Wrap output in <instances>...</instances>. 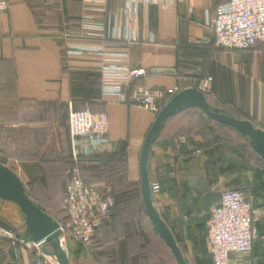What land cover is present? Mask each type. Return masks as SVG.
Wrapping results in <instances>:
<instances>
[{
	"label": "crops",
	"instance_id": "crops-1",
	"mask_svg": "<svg viewBox=\"0 0 264 264\" xmlns=\"http://www.w3.org/2000/svg\"><path fill=\"white\" fill-rule=\"evenodd\" d=\"M6 1L0 11V163L17 175L31 200L61 192L60 205L70 162L67 112L84 107L105 114L107 143L80 168L94 170L99 161L122 155V168L110 172L113 189L126 193L138 186L140 196L138 154L155 114L100 95V55L91 48L123 51L128 67L145 71L124 92L133 86L173 93L197 87L213 107L264 130V44L250 49L215 44L208 23L225 0L139 2L134 15L123 0ZM125 29L137 41L108 38ZM73 46L90 49L67 55ZM147 175L158 186L153 207L186 264H212L205 225L225 190L243 191L257 210L251 251L232 254L230 264H264V162L239 132L198 109L182 110L165 120L150 144ZM87 182L100 191L102 183ZM137 202L143 222L124 215L134 204L125 202L104 217L90 246L66 238L61 248L69 264H147V241L155 234L141 196ZM0 220L20 239L24 226L15 205L0 200ZM38 259L32 249L0 238V264Z\"/></svg>",
	"mask_w": 264,
	"mask_h": 264
},
{
	"label": "built area",
	"instance_id": "built-area-1",
	"mask_svg": "<svg viewBox=\"0 0 264 264\" xmlns=\"http://www.w3.org/2000/svg\"><path fill=\"white\" fill-rule=\"evenodd\" d=\"M102 1V0H95ZM130 15L136 12L139 2L159 4L162 0H123ZM166 3V2H165ZM6 0H0V11L7 8ZM213 31L214 42L226 49H250L256 43L264 44V0H225L216 7L215 16L208 23ZM109 39H120L130 43L137 41L132 29L122 33H109ZM90 49V48H88ZM83 46H73L66 50L67 55H79L85 50ZM100 55L97 65L98 87L102 96L116 98L146 111L156 114L164 100L173 95V89L128 87L133 80L144 74L140 68H130L126 64L123 51H105L101 47L91 48ZM207 77L206 81H210ZM67 136L69 160L63 173V190L60 208L63 223H58V242L63 246L66 238L84 246H90L95 231L101 226L104 217L114 205V195L109 186L100 191L83 184L77 161L98 153L106 145L107 119L103 113H92L86 107L67 112ZM195 155L199 154L196 150ZM158 186L150 184L151 194L157 192ZM257 210L240 190L221 192L217 206L206 220V237L212 264H230L232 254H247L251 251L252 241L256 237L255 227ZM0 238L18 242L26 249H38L40 244H33L19 239L11 229L0 227ZM49 264L45 259L33 263Z\"/></svg>",
	"mask_w": 264,
	"mask_h": 264
},
{
	"label": "water",
	"instance_id": "water-1",
	"mask_svg": "<svg viewBox=\"0 0 264 264\" xmlns=\"http://www.w3.org/2000/svg\"><path fill=\"white\" fill-rule=\"evenodd\" d=\"M189 107L199 108L213 120L232 127L245 137L253 151L264 162V130L256 128L246 120H238L227 112L214 108L197 87H188L171 95L155 114L147 129L138 154V174L141 201L147 221L152 231L168 249L175 264H186L169 230L156 213L152 204V194L147 175L148 150L158 135L165 120ZM0 200L15 205L22 218L24 230L21 240L33 244H47L50 251L45 255L53 258L56 264H69L65 252L58 242V223L41 211L24 192L23 184L15 173L0 163ZM0 227L11 229V226L0 220ZM14 231V230H13Z\"/></svg>",
	"mask_w": 264,
	"mask_h": 264
},
{
	"label": "rangeland",
	"instance_id": "rangeland-1",
	"mask_svg": "<svg viewBox=\"0 0 264 264\" xmlns=\"http://www.w3.org/2000/svg\"><path fill=\"white\" fill-rule=\"evenodd\" d=\"M245 142H247V141H245ZM99 163H100L99 167L102 169V172L105 171V167H107L105 160L99 161L98 164ZM95 179L98 180V178H95ZM133 189L134 190L128 191L126 193H120V192L115 191V200L116 201H115V205L111 209H113L116 206H121L125 202L134 203L132 206V209L128 210L129 214L124 213V215L138 217L140 219V221L143 222L142 219H143L144 215L141 213L142 209L139 208L140 205L138 207H136V205H135V202L138 203L137 201L140 200L138 186L136 188L133 187ZM62 190H63V187H62ZM60 196H61V192H53V193L47 194V195L41 194L39 197V200H37V202H38V204L44 206L45 211L49 215H51L53 218L60 219L62 217L61 208L59 205ZM111 209L106 214V216L110 215ZM140 225H141V223H140ZM145 229H146L145 231L147 234H151V231H150L149 226L146 223V221H145ZM153 238H155V239H153V240L149 239V241H147V247H146V249H147L146 250L147 251L146 257L148 260L147 264H174L173 261L171 260L170 256L168 255L167 250L163 247V245L158 243L155 236H153ZM147 240H148V238H147ZM154 240H156V241H154ZM33 251L38 254L39 259H45V260H47V262H49V264H56L54 262L53 258L44 254V252L50 251V248L47 244H45V243L41 244L40 247H38V249H33ZM154 256L156 259H154L152 261V263H149V260H151Z\"/></svg>",
	"mask_w": 264,
	"mask_h": 264
},
{
	"label": "trees",
	"instance_id": "trees-1",
	"mask_svg": "<svg viewBox=\"0 0 264 264\" xmlns=\"http://www.w3.org/2000/svg\"><path fill=\"white\" fill-rule=\"evenodd\" d=\"M166 100H164V102H165ZM189 108H195V109H198V110H200L199 108H197V107H189ZM215 108V107H214ZM80 109H82V108H80ZM187 109V108H186ZM217 109H219V108H217ZM74 110H79V109H74ZM185 110V109H184ZM221 110V109H220ZM201 111V110H200ZM202 112V111H201ZM225 112H227V111H225ZM228 114H230L231 116H233L234 118H236V119H238V120H242L241 118H239L238 116H236V115H234V114H232V113H229V112H227ZM244 138V140L245 141H247V144H248V146L251 148V146L249 145V142H248V140L245 138V137H243ZM251 150L253 151V149L251 148ZM254 152V151H253ZM123 157H122V155L120 156H117V159L116 160H114L113 161V159H110V160H108V162H105L106 163V165H107V167H105V171H103L102 172V169L99 167L100 166V163L98 164V166L96 167L97 169H82V168H80V162H82V161H84V160H86L87 158H85V157H81V158H79L78 159V161H77V164H78V169H79V174H80V177H81V180H82V182H83V184L84 185H90V184H88V182L87 181H90V180H92V181H96V182H100V183H102V186H101V188L102 187H104V186H109L110 188H111V190H112V193H113V195H114V205H115V191H114V189H113V183H112V181H113V178L111 177V175H110V172L112 171V170H114V169H116V170H118V168L121 166V168H122V165H123V159H122ZM71 164V162H69V163H67V165H66V167L67 166H69ZM113 167V168H112ZM83 172H87L86 174H85V177H84V174L82 175V173ZM89 172V173H88ZM90 174V175H89ZM105 176V177H104ZM85 178H88V179H85ZM95 178H98V180H96ZM85 179V180H84ZM111 186H110V185ZM92 186V185H91ZM101 188L99 189V190H101ZM241 191V190H240ZM25 195L31 200V197H29L28 196V194H26V192H25ZM41 211H43L45 214H47L49 217H51L53 220H55L56 222H58V223H63L64 222V219H63V213H62V211H61V213H62V217L60 218V219H55V218H53L51 215H49L46 211H45V209L44 208H40L38 205H40V204H38V202H36V201H34V200H31ZM113 205V206H114ZM155 234V233H154ZM155 236H156V238L161 242V240L157 237V235L155 234ZM161 244L163 245V247L167 250V252H168V255L170 256V258H171V260L174 262V260H173V258H172V256H171V254L169 253V251H168V249L164 246V244L161 242Z\"/></svg>",
	"mask_w": 264,
	"mask_h": 264
}]
</instances>
